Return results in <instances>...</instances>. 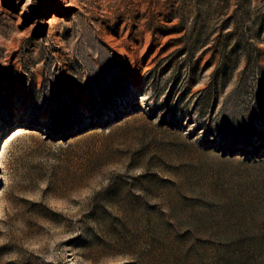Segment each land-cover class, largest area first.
Returning a JSON list of instances; mask_svg holds the SVG:
<instances>
[{
    "label": "rangeland",
    "instance_id": "rangeland-1",
    "mask_svg": "<svg viewBox=\"0 0 264 264\" xmlns=\"http://www.w3.org/2000/svg\"><path fill=\"white\" fill-rule=\"evenodd\" d=\"M0 264H264V0H0Z\"/></svg>",
    "mask_w": 264,
    "mask_h": 264
},
{
    "label": "bare ground",
    "instance_id": "bare-ground-1",
    "mask_svg": "<svg viewBox=\"0 0 264 264\" xmlns=\"http://www.w3.org/2000/svg\"><path fill=\"white\" fill-rule=\"evenodd\" d=\"M15 134V133H14Z\"/></svg>",
    "mask_w": 264,
    "mask_h": 264
}]
</instances>
